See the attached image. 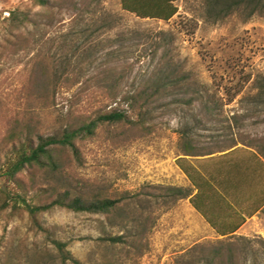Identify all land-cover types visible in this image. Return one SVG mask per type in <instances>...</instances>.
I'll return each instance as SVG.
<instances>
[{"label":"rangeland","instance_id":"obj_1","mask_svg":"<svg viewBox=\"0 0 264 264\" xmlns=\"http://www.w3.org/2000/svg\"><path fill=\"white\" fill-rule=\"evenodd\" d=\"M232 1L177 0V13L162 21L129 14L119 0H65L48 14L30 0H0V167L12 145L8 133L27 110L45 136L69 116L78 125L82 115L91 119L93 112L115 108L92 80L104 69L125 71L122 94L144 83L161 89L141 112L145 128L99 127L94 137L78 142L79 162L69 151H58L66 168L26 169L15 182L0 178V264H60L52 240L64 243L80 264H209L212 251L226 250L230 239L235 264H264V207L238 235L218 237L192 207L195 190L185 173L193 169L197 179L208 174L212 199L229 167L250 185L245 197H264L259 152L264 151V1L252 6ZM15 9L34 21L51 20V26L38 32L26 51L20 50L18 40L28 37L21 30L14 39L18 54L5 55L4 19ZM156 43L161 48L155 53ZM43 56L62 63L69 87L47 108L34 99L28 82L30 70L46 63ZM190 97L199 101L187 105ZM120 108L138 118L125 105ZM181 135L204 149L201 154H211L182 156ZM229 140L236 146L227 149ZM66 186L83 194L130 198L106 215L53 208L34 218L17 198L41 206ZM168 187L190 196L174 198ZM146 218L147 232L140 238L139 222ZM117 237L123 241H108Z\"/></svg>","mask_w":264,"mask_h":264},{"label":"trees","instance_id":"obj_2","mask_svg":"<svg viewBox=\"0 0 264 264\" xmlns=\"http://www.w3.org/2000/svg\"><path fill=\"white\" fill-rule=\"evenodd\" d=\"M65 0H30L34 7H38L43 11L48 10L45 14H48L51 8L59 7L64 3ZM122 10L133 14L140 19H158L162 21L170 20L176 13L177 8L174 2L177 0H119ZM220 1V0H219ZM257 0H233L232 3L238 6L241 3L247 2L249 5H253ZM261 1V0H260ZM264 1V0H263ZM83 12H86L85 9ZM44 14V13H43ZM5 24V46L3 49L9 50L5 55L18 54L17 43L15 38L21 35V30L26 31L28 37L18 40L21 43L20 50L26 51L31 43L34 42L33 38L37 36L38 32L45 30L48 26H51V20L46 21H34L32 15L28 12L15 9L9 13L7 19H4ZM161 48L160 43L154 45L155 53ZM13 56V57H14ZM45 59L46 63H37L38 67L30 70V80L32 89L30 90L32 96L42 106L47 108L51 102H53L61 92V89L69 88L65 85L68 77L66 75V69L62 67V63L56 64L54 61L49 59V56H43L41 60ZM125 71H118L116 68L110 67L102 70L101 73L94 75L92 79L96 84V89H103L106 92L108 98L113 104H116L115 108H110L108 111L100 110L93 112V118H83L84 115L80 116L81 120L78 125L73 123L71 120L72 116L66 119L64 124H60L54 129L49 135H42L40 129L36 131V124H32L34 116L32 111L27 110L23 113V119L16 122V127L11 129L8 133L6 141L11 144L10 150L5 153V157L0 167V178L7 181H16L17 176L25 171L26 169L39 168L44 171H51L52 173L59 171L62 168H66V161L61 158V155L57 154L58 151H69L71 157L75 161H80V153L77 148V144L80 141L90 139L95 136L96 132L100 129L99 127L105 126H127L126 129L132 130L133 127L145 128L141 122L142 111L146 110L157 100L161 89L158 88L156 83L144 85L135 92L129 94H122L120 89V83L124 78ZM33 79L37 80L33 83ZM165 85V84H164ZM67 87V88H66ZM86 91H91L88 89ZM193 100L199 101L198 97H190L185 102L187 105H192ZM126 106L130 110V113H137L138 118L133 119L128 116L127 111L122 110L120 107ZM88 117V116H87ZM235 123L238 119H232ZM180 149L181 155L184 157H198L208 154H201L200 151L204 149H198L192 145V141L186 135H181ZM5 141V140H4ZM227 149H231L236 146V142L229 140ZM248 145H252L248 143ZM254 146V145H252ZM7 149V148H6ZM225 149V150H227ZM260 154L264 156V151L260 150ZM200 153V155H199ZM60 157V158H59ZM183 160V159H182ZM71 162V161H70ZM264 167V165H262ZM185 171L187 178L193 182V186L197 190V194L192 196L189 200L192 207L200 213L205 221L215 230L219 237H234V233L241 227L245 222V218L251 217L257 209L246 211L244 209H234L230 205L226 208L225 201L222 200L221 206L224 207L219 210V219L212 212V205H217L215 202H210V196L204 187H212V183L205 182L201 178L194 182V174ZM234 173L232 170L221 173V179L218 183L222 186L223 183L231 182L233 180ZM201 183H205L201 185ZM236 186V191H233L231 197H245V194L241 193V182L236 181L232 183ZM71 186H66L61 192H59L54 199L49 203H44L41 206H36L32 202H26L25 198L17 197L22 202L24 210L31 216L35 217L41 212H46L53 208H63L75 213H88L94 215H106L114 211L120 204L126 202L130 197L124 195L118 199H111L104 193L83 194L74 192ZM234 188V187H233ZM235 189V188H234ZM240 190V192L238 191ZM166 193L174 198L183 199L190 196V193L182 188L168 187L165 189ZM226 191V190H224ZM221 197V196H220ZM136 199V197H132ZM206 199L207 203H204ZM138 200V199H137ZM237 204L240 201H236ZM264 204V200L260 205ZM261 205V206H262ZM22 206V205H20ZM220 222H217L219 221ZM140 229L138 236L142 238L147 232V218L143 222H139ZM38 231L40 228L38 227ZM45 233V231H43ZM110 242H122L121 237L110 238ZM229 247L226 250H214L212 251L213 259L209 264H235V254L232 246L233 242L230 240L226 241ZM225 242V243H226ZM262 242V241H261ZM52 245L58 253V259L60 264H80L75 260L71 254L65 250L66 245L56 240L51 241Z\"/></svg>","mask_w":264,"mask_h":264},{"label":"crops","instance_id":"obj_3","mask_svg":"<svg viewBox=\"0 0 264 264\" xmlns=\"http://www.w3.org/2000/svg\"><path fill=\"white\" fill-rule=\"evenodd\" d=\"M225 156V155H224ZM261 166V165H260ZM259 168L260 167H258V170H257V173H261V171H259ZM225 171L226 172H228L229 171V167H227L226 169H225ZM243 174V176H245V173H242ZM208 174H206L205 176H204V173L202 174L201 173V175L200 176H202V177H199V178H201L202 180H204L205 182H208L209 183V177L207 176ZM233 177V180L230 182L229 181V179H228V182H225V183H223V185L222 186H219L220 188H221V191H219V190H217V192H218V194H216L217 195V197H212V199L210 198V202H219L220 203V205H212V212L214 213V215L217 217L216 219H219V216H218V209H219V207L221 206V203H222V200L223 201H225V203H226V208L228 207V205H230L231 207H233L234 209H236L237 210V208H240V209H244V210H246V211H249V210H252V209H257V212H255L251 217H249V218H245V222L241 225V227L234 233V234H236V235H238V231L243 227V225L244 224H246V223H248L249 221H250V219L251 218H254L255 216H256V214H258L259 213V211L264 207V204L261 206L260 205V203L264 200V197H231L230 195H226V194H232V192L233 191H236V186H233V184L232 183H234L235 182V180L236 181H240L241 182V193H243V194H245L246 195V191H249V187H250V185L249 186H247V183H242V181H244V179H242V181H241V179L240 178H238L237 176H236V174L235 175H233L232 176ZM246 177V176H245ZM195 179V182L197 183V182H199L198 180H197V178H194ZM220 180H222V179H220ZM205 183H201V185H204ZM191 186H193V185H191ZM235 189H234V188ZM251 187L252 188H254V190L256 189V188H258V186L256 185V184H251ZM193 188H194V190H195V194H197V190H196V188L193 186ZM246 188H247V190H246ZM259 189H261V187H259ZM258 189V190H259ZM207 191L208 192V194H209V196H210V193H209V191H213V186L212 187H208L207 188V186L206 187H204V191ZM224 190H226V191H224ZM239 192H240V190H238ZM263 192V191H262ZM194 194V195H195ZM221 196V197H220ZM227 196V197H226ZM262 196H264V193H263V195ZM236 201H240V203L239 204H237V202ZM204 203H207V201H206V199L204 200ZM222 207V206H221ZM222 208H224V207H222ZM221 208V209H222ZM217 211V212H216ZM200 214V213H199ZM201 215V214H200ZM201 217L203 218V216L201 215ZM204 219V218H203ZM205 220V219H204ZM206 222V221H205ZM217 222H220V220L219 221H217ZM207 223V222H206ZM208 224V223H207ZM209 225V224H208ZM210 226V225H209ZM212 230L214 231V233L216 234V236H218L217 235V233L215 232V230L212 228ZM219 237V236H218ZM241 237H243V236H241ZM244 238V237H243Z\"/></svg>","mask_w":264,"mask_h":264}]
</instances>
